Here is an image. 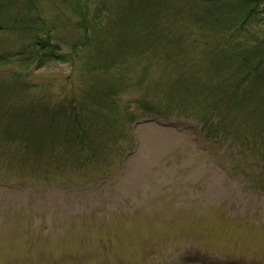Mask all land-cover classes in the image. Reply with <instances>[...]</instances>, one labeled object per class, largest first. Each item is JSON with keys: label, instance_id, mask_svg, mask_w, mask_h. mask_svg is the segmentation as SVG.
Masks as SVG:
<instances>
[{"label": "rangeland", "instance_id": "374dc122", "mask_svg": "<svg viewBox=\"0 0 264 264\" xmlns=\"http://www.w3.org/2000/svg\"><path fill=\"white\" fill-rule=\"evenodd\" d=\"M125 1L24 0L27 7L20 0H0V48L20 46L29 55L31 42L52 26V45L64 43L58 52L71 53V60L47 61L40 69L28 64L29 74L18 81L28 86L29 96H46L42 100L53 104L73 88L75 96L93 99L92 87L101 92L117 83V106L110 115L119 121L109 135L117 142L97 168L84 169L70 157L79 149L75 140L63 149L68 162L50 150L56 158L40 165L34 156L29 166L23 163L22 139L6 143L0 156V264H264V171H248L249 160L237 149L241 145L244 153L252 154L254 148L264 152V144L253 140L255 115L233 123L230 118L228 136L216 139L210 135L217 136L220 120L210 111L222 94L208 95L211 86L186 108L171 109L163 101L168 92L182 93L180 99L189 96V81L202 89L209 85L215 74L210 64L222 47L214 49L201 24L191 23V6L174 3L153 21L152 31L142 29L140 46H134L130 30L116 29L104 38L93 54L119 48L124 54L118 63L124 68L96 72L91 46L98 33L103 36L102 20L107 22L115 11L130 22V8L116 9ZM143 1L134 0L133 8ZM74 3L86 6L90 42L75 30L80 21L72 12ZM254 21L250 27L261 30L264 41V22ZM208 41L210 55L205 53ZM179 43L187 45L186 51L177 49ZM224 64L221 60L220 67ZM19 66L12 70L21 71ZM1 74L10 79L8 71ZM140 102H155L153 111L143 113ZM263 110L256 111L260 118ZM90 115L83 116L87 126ZM72 137L64 133L60 139ZM85 139L100 144V138Z\"/></svg>", "mask_w": 264, "mask_h": 264}, {"label": "trees", "instance_id": "16d2710c", "mask_svg": "<svg viewBox=\"0 0 264 264\" xmlns=\"http://www.w3.org/2000/svg\"><path fill=\"white\" fill-rule=\"evenodd\" d=\"M20 1L28 7L24 0ZM133 1L127 0L122 7L116 8L117 10L130 8V22L117 11L108 17L107 22L105 19L102 20V24H105V30L101 31L103 36L98 33L94 39L95 43L91 46V55H93L91 64L94 58L92 65L97 69L96 72H101V70L110 66L119 65L124 68L118 63L124 54L119 48L93 54V51L105 41L103 39L110 38L114 30L126 31V33L130 30V38H133L134 46H140L138 39L140 33L143 32L142 29L150 30L153 21L158 22L163 10L169 11L174 3H180L186 8L191 6L194 12L191 23L201 24L205 30L204 37L212 38L214 49L222 47L221 54L218 55V58H213L210 64L215 74L209 85H205L202 89L201 86L189 81L187 85L189 96L186 93L187 96L180 99L179 95L182 93L178 94V97L173 95L172 92L165 93L163 95L165 105L171 109L176 106L189 107L191 99H195V102L200 100L199 96L202 95V92L211 86L212 89L208 95H216L218 92L222 94V99L215 101L214 105L216 106L210 111L215 116L218 115L220 120L219 126L215 127L217 136L210 135V137L220 139L219 136L222 135V139L226 138L225 136L228 135H224L227 132L225 126L230 118V122L233 123L241 116L246 117L252 113L255 115L253 121H256L257 126L253 132V140L261 142L263 145L264 110L261 118L256 111L264 109V47L262 46L264 41L259 39L261 30L251 28L250 24L254 20L255 23L261 20L264 22V0H201V4H199L200 0H176V2L173 0H146L143 1L144 4L142 3L139 9L133 8ZM147 11L151 12L147 13ZM72 12L78 16L80 21L75 30L81 33V37L88 38L87 41L90 42L91 38L87 37L90 22H88L86 6L82 3H74ZM140 19L144 21L137 24L135 21ZM50 29H53L52 26H48L46 30H43L45 35L39 34L34 39V44L31 42L32 51L29 55L26 53V49L24 50L20 46H12L9 49L0 48V131L2 134L0 137V156L5 154L3 150L8 147L6 143L13 144L16 137L19 136L22 139L21 155L23 153L25 158L23 163L26 166H29L34 156L38 157L40 165L54 159L55 154L50 155V150H52L59 153L66 162L70 160V157H75L81 167L88 164L98 167L100 161L105 157V153L100 148L108 146L105 140L113 133L111 130L116 129L119 124V121H116L117 116L110 115L113 108L117 106L115 94L118 92H116L115 86L118 84L112 83L107 86V89H102L101 92L93 91L94 87H92L93 99L80 97L79 95L75 96L72 88L70 92L60 95L61 97H55L56 100L52 104L42 100L46 96H29L28 86L18 81V77H26L24 73L29 74L28 64H33V68L36 70L44 67L47 61L71 60V53L60 54L58 52L65 45L64 43L58 45V42H56L55 45H52ZM154 34L157 33L154 32ZM158 35L155 37L158 38ZM33 37L34 35L32 39ZM121 38L120 35V38L116 40V44L121 43ZM163 38L166 42L168 41L167 38ZM144 39L142 38V41L145 42ZM193 43L191 41L188 46L189 52L193 49L191 46ZM206 43L208 44V50H205V53L210 55L212 48L209 44L212 43L211 41ZM251 43H256L258 47H252ZM89 44L87 42L86 47ZM134 46H130V54L134 53ZM185 46L187 45L185 44ZM185 46H181L179 43L181 48L177 49L184 52L186 51V48H183ZM143 54H145L144 51ZM24 55H27V57H24ZM168 58L170 59L171 55H168ZM221 60L225 62L223 67H220ZM17 64H20L21 71L12 70V66ZM130 67H134L133 61H131ZM5 71L9 72L10 76L8 78H15V81L5 80L1 74ZM18 84L21 91L17 90ZM172 88L176 89L175 87ZM176 90L178 92V89ZM154 103L140 102L138 105L143 113H150L153 111ZM202 105L204 109H211L210 106L205 107L203 103ZM222 111L227 116H223ZM90 113V124L87 126L83 116ZM109 120L114 121V123L110 125ZM250 123L248 121V125ZM64 133L72 135V139L62 140L64 139ZM61 134L62 139H60ZM85 137L100 138V144L95 146L88 143ZM74 140L78 143L79 149L70 157L67 155L68 158H66L64 156L66 152H63V149H69ZM239 148H246V146L239 145ZM243 152L240 150L241 154ZM247 158L252 160L256 166L258 163L263 164L262 171L253 172L254 175L263 173L264 152L262 153L254 148L253 153L248 154ZM55 162L56 166H60L61 161L55 160ZM245 177L248 178V176Z\"/></svg>", "mask_w": 264, "mask_h": 264}]
</instances>
